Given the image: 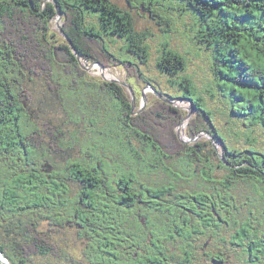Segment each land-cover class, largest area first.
Instances as JSON below:
<instances>
[{"label":"trees","instance_id":"1","mask_svg":"<svg viewBox=\"0 0 264 264\" xmlns=\"http://www.w3.org/2000/svg\"><path fill=\"white\" fill-rule=\"evenodd\" d=\"M125 1L56 0L83 61L98 42L139 96L191 98L220 146L164 136L157 121L187 112L155 95L133 115L53 30L52 1L0 0V264H264V0ZM134 11L163 25L153 64ZM180 30L203 85L170 45Z\"/></svg>","mask_w":264,"mask_h":264},{"label":"rangeland","instance_id":"2","mask_svg":"<svg viewBox=\"0 0 264 264\" xmlns=\"http://www.w3.org/2000/svg\"><path fill=\"white\" fill-rule=\"evenodd\" d=\"M48 1L50 0H47L46 2ZM113 1H115L117 4L121 6H125V7L127 6L125 0H113ZM134 18L136 21V28L138 31H146L150 33L149 38L147 39V42L150 45L151 59H152L151 63L153 64L155 63V57L157 55V50L160 48L163 42V39H164V32L162 31L163 25H159L156 20H152L149 16H146L145 12L143 11H141L139 14H136L134 11ZM63 24H64V21L62 20V18L60 19L59 22H57V16H54L53 21L51 23V27L53 28V30H59L58 25L62 26ZM183 31L181 30L174 31L173 33L169 34L170 45L176 50H178L182 55H185L188 58V69H187L188 74L189 75L191 74L192 76H194L195 82L198 85H203L204 82L208 78L212 77L211 76L212 73L210 70V63L209 64L207 63L205 56L198 57V55L194 51H191L192 45L187 39V37L183 34L185 33ZM87 44L91 47L94 57L97 60L91 59L90 62H87V63L82 60V62L85 63L86 65H90L91 62L100 61V63L106 67L105 69H100L99 65L95 64L92 68L89 69V72L94 74V76L101 77V74H103L104 77L125 82L127 86H124V87L127 93L129 94V99L132 100L130 92L128 91L129 90L128 86H131L128 80L129 72L124 71L123 66L118 65V64L114 65L111 62H109L107 58V54L105 53L101 44H99L98 42L89 41V40ZM120 46H121V43L118 42L115 49ZM148 86H149L148 84H145L144 82L143 83L140 82L136 87V90H138V92H141V93L143 92L146 97V102L142 110L148 109V108H155L157 106L155 99L152 97L154 96V94L151 92V89L148 88ZM133 93H134V104H135L134 112H135L139 110L141 104L143 103V99H142V95L139 96V94L134 91ZM177 98L179 97H176V99ZM176 105L177 106H174V107L178 108L182 112H187L188 114V110L190 109L191 103L183 99L181 101L176 100ZM140 112L136 114H139ZM136 114H133V115H136ZM164 114L166 115V113ZM197 114H199V112L197 110H193L191 116L189 118H185L186 117L185 115L179 124H174L173 119L170 117V115H168L166 116L168 117L166 121L165 120H162L161 122L157 121V124H160L159 129H162L161 132L164 134V136H168V137L170 136L172 139H174L173 136L175 132V136L182 143L192 144L198 141L206 140V141H210V143L215 142V145L219 148L220 145H218V143L216 142L211 132L209 130H206V129L202 130L201 128H199V126L202 127V125H198L197 123H199V121H195V118H198ZM191 123L193 125H196L195 128L198 127L197 129H195L197 132H195L194 135H190L188 131ZM199 129L201 131H198ZM179 135H181L184 138L183 140H185V142L180 140ZM192 138H194V140H191ZM73 237H74V234L72 235V230H69L66 234L67 242L71 244V240ZM74 241H75V238H74ZM74 241H73V245H74ZM76 243H77V240H76ZM2 260L8 261L6 257L2 258ZM75 264H78V263H75ZM82 264H85V263H82Z\"/></svg>","mask_w":264,"mask_h":264},{"label":"water","instance_id":"3","mask_svg":"<svg viewBox=\"0 0 264 264\" xmlns=\"http://www.w3.org/2000/svg\"><path fill=\"white\" fill-rule=\"evenodd\" d=\"M46 1H47V0H42V4L44 5ZM50 1H52V2L54 3L55 10H56L55 13H56V16H57V22H59L60 19L62 18V12H61L59 6L57 5L56 0H50ZM58 29H59L58 31H59L60 34L63 36V38L66 39V40L68 41L69 46H71L73 53H74L75 56L77 57V59H78V61H79V64L81 65V67H82L83 69H85L86 71H89V69L92 68L95 64L99 65L100 69H105V68H106V67L103 66L100 62H97V61H96V62H91L90 65H86L85 63H83V62H82V58H81V56L79 55V52L77 51V49L75 48V46L73 45V43H72V41L69 39V37L65 34L64 30L62 29V26L58 25ZM101 78H103V79L106 80V81L116 82V83H118V84H120V85H122V86H127L125 82H123V81H119V80H116V79H112V78L104 77L103 74H101ZM128 88H129V92H130L131 99H132V100H131L132 110H134V108H135V104H134V93H133V90H132L131 86H128ZM148 88L151 89V92H152L156 97H158L159 99H161V100L165 101L166 103H168V104H170V105H173V106H177V105H176V100H180V101L183 100V99L187 100L189 103H191V106H190V109L188 110V114H186V117H185V118H189V117L191 116L192 111L194 110V103H193V101H192L191 98H189V97H185V98H183V97H179V98H177V99L175 98V99H173V100H169V99H166V98H164L163 96H161L159 93L155 92L154 89H153L151 86H148ZM141 95H142L143 103L141 104L139 110L133 112V114H136V113L140 112V111L143 109V107H144V104H145V102H146V97H145V95H144L143 92L141 93ZM191 140H194V138H192ZM214 146L217 148V146L215 145V142H214ZM2 258H4V257H2ZM1 262H2L3 264H11L10 262H8V261H4V260H2Z\"/></svg>","mask_w":264,"mask_h":264},{"label":"bare ground","instance_id":"4","mask_svg":"<svg viewBox=\"0 0 264 264\" xmlns=\"http://www.w3.org/2000/svg\"><path fill=\"white\" fill-rule=\"evenodd\" d=\"M179 138L181 141L185 142V140H183L184 138L181 135H179ZM218 145H220V144L218 143ZM1 260H2V258H1Z\"/></svg>","mask_w":264,"mask_h":264}]
</instances>
